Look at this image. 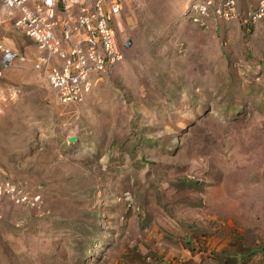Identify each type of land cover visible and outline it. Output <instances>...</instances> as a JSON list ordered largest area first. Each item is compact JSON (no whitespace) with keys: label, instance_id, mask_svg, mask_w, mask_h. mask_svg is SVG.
Segmentation results:
<instances>
[{"label":"rangeland","instance_id":"374dc122","mask_svg":"<svg viewBox=\"0 0 264 264\" xmlns=\"http://www.w3.org/2000/svg\"><path fill=\"white\" fill-rule=\"evenodd\" d=\"M190 1L122 0V60L80 104L30 62L2 72L0 167L41 199L0 202V264H223L264 245V19L198 25Z\"/></svg>","mask_w":264,"mask_h":264},{"label":"built area","instance_id":"2783aa9c","mask_svg":"<svg viewBox=\"0 0 264 264\" xmlns=\"http://www.w3.org/2000/svg\"><path fill=\"white\" fill-rule=\"evenodd\" d=\"M122 5V0H0L1 10L18 11L12 27L41 52L32 66L63 105L80 104L92 86L89 74L106 75L122 60L114 26ZM183 14L198 25L212 17L247 27L264 19V0H256L245 12L239 10L237 0H193ZM25 60L0 43V76ZM2 199L31 208L41 198L9 179L0 167Z\"/></svg>","mask_w":264,"mask_h":264},{"label":"crops","instance_id":"0c3cea01","mask_svg":"<svg viewBox=\"0 0 264 264\" xmlns=\"http://www.w3.org/2000/svg\"><path fill=\"white\" fill-rule=\"evenodd\" d=\"M18 15L17 10H14L12 14H8L0 9V43L23 55L26 58L24 62L32 64L34 58L41 55V52L38 51L35 43L21 31H17L12 27V20ZM24 62L16 65L20 66ZM223 264H264V245L250 247L245 253H236L224 260Z\"/></svg>","mask_w":264,"mask_h":264},{"label":"trees","instance_id":"16d2710c","mask_svg":"<svg viewBox=\"0 0 264 264\" xmlns=\"http://www.w3.org/2000/svg\"><path fill=\"white\" fill-rule=\"evenodd\" d=\"M239 0H237V4H238V8L240 11H242V8L240 7V4L238 2ZM243 12V11H242ZM255 25H248L247 27L246 26H243V28L245 29L246 32H249Z\"/></svg>","mask_w":264,"mask_h":264}]
</instances>
